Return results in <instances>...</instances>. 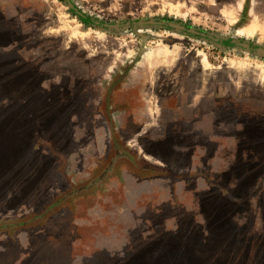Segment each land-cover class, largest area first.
<instances>
[{"label": "rangeland", "instance_id": "obj_1", "mask_svg": "<svg viewBox=\"0 0 264 264\" xmlns=\"http://www.w3.org/2000/svg\"><path fill=\"white\" fill-rule=\"evenodd\" d=\"M257 49L264 0H0V264H264Z\"/></svg>", "mask_w": 264, "mask_h": 264}, {"label": "water", "instance_id": "obj_2", "mask_svg": "<svg viewBox=\"0 0 264 264\" xmlns=\"http://www.w3.org/2000/svg\"><path fill=\"white\" fill-rule=\"evenodd\" d=\"M69 5L72 6L70 3H69ZM93 24L94 25H100V26L105 27L107 29H116V30L123 29L127 25V24H120V23H115V24L99 23L98 21H94ZM135 25L139 26V27H143L145 25H152V26H155V27H168V28L174 29L176 31H184V32H187V33L198 34V35L202 36L203 38L206 37V35L198 33V32H196L193 29H185L183 26H181L179 24H176V23H172V22L154 21V20H147V21L141 20V21L135 23L134 26ZM207 37L210 40H213V41H219L220 40V38H217V37H211V36H207ZM242 45H243V47L247 48L246 44H242ZM257 51L261 52V53H264V51L261 50V49H257Z\"/></svg>", "mask_w": 264, "mask_h": 264}]
</instances>
